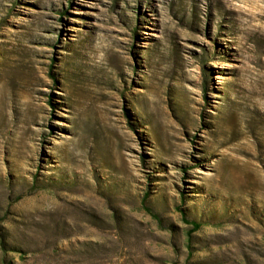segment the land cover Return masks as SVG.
Listing matches in <instances>:
<instances>
[{
    "label": "rangeland",
    "instance_id": "obj_1",
    "mask_svg": "<svg viewBox=\"0 0 264 264\" xmlns=\"http://www.w3.org/2000/svg\"><path fill=\"white\" fill-rule=\"evenodd\" d=\"M262 139L264 0H0V264H264Z\"/></svg>",
    "mask_w": 264,
    "mask_h": 264
},
{
    "label": "bare ground",
    "instance_id": "obj_2",
    "mask_svg": "<svg viewBox=\"0 0 264 264\" xmlns=\"http://www.w3.org/2000/svg\"><path fill=\"white\" fill-rule=\"evenodd\" d=\"M222 120H220V118H218L217 119V122H216V125H215V132L217 133V134H220L221 133V131H222ZM107 135H109V131L107 130ZM110 137L108 136L105 140L106 141H109L108 139H109ZM105 141V143H102V147H101V150L102 151H104V153H103V155L102 156H104L103 157V159L105 160V161H108V158H109V153H108V149H107V147H109V145H108V143ZM260 144H261V147H258L257 148V150H259V152H258V156H259V154H260V152L261 151H263L262 149H264V139H262V142H260ZM107 150V151H106ZM107 152V153H106ZM253 185H254V188H255V191L257 192V193H260L262 190H263V185H262V183L260 182V180L258 179V177H255V179H254V181H253Z\"/></svg>",
    "mask_w": 264,
    "mask_h": 264
},
{
    "label": "trees",
    "instance_id": "obj_3",
    "mask_svg": "<svg viewBox=\"0 0 264 264\" xmlns=\"http://www.w3.org/2000/svg\"><path fill=\"white\" fill-rule=\"evenodd\" d=\"M193 224H194L193 230L197 229L200 226V223L196 221H194Z\"/></svg>",
    "mask_w": 264,
    "mask_h": 264
}]
</instances>
